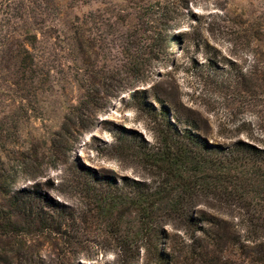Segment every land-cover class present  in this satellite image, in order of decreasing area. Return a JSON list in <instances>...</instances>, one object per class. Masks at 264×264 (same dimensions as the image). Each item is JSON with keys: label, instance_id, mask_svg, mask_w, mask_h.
Instances as JSON below:
<instances>
[{"label": "rangeland", "instance_id": "1", "mask_svg": "<svg viewBox=\"0 0 264 264\" xmlns=\"http://www.w3.org/2000/svg\"><path fill=\"white\" fill-rule=\"evenodd\" d=\"M52 1L57 27L38 38L28 102L0 93V210L15 192L36 190L70 217L56 230L0 238V252L11 264H264V177L248 164L246 186L198 191L193 203L180 194L189 227L171 209L180 195L165 153L167 127L215 150L264 152V0H173L168 47L153 56L148 83L110 95L82 89L70 24L121 1ZM118 51L103 53L111 70ZM136 184L138 202L128 187ZM146 206L150 235L140 231Z\"/></svg>", "mask_w": 264, "mask_h": 264}, {"label": "trees", "instance_id": "2", "mask_svg": "<svg viewBox=\"0 0 264 264\" xmlns=\"http://www.w3.org/2000/svg\"><path fill=\"white\" fill-rule=\"evenodd\" d=\"M120 1L116 5L98 3L89 11L75 16L74 23L70 24L76 60L80 62L83 77L88 82V86L83 83L82 89L87 92L92 86L110 95L114 91L134 89L138 84L146 85L153 56L163 46L168 47L162 32L167 30L173 19V0ZM58 11L52 0H3L0 4V72H6L5 77L9 78L0 84V93L19 94L20 104L28 102L32 83H28L27 78L35 74L34 68L39 67L38 51L42 42L38 38L57 27ZM111 46L120 49V56L117 55L119 64L112 70L103 61V53ZM166 133L170 147L165 153L173 166L170 176L175 181L174 190L179 195L186 192L192 203L198 191L218 194L222 193L221 189L246 186L242 183L245 178L242 170L248 164L254 174L264 177V152L243 143H236L225 151L215 150L205 141L200 145L190 131L184 130L179 135V132L170 133L167 127ZM181 153L192 155L194 162L185 160L183 157L186 156ZM181 166H187L186 172L180 171ZM88 182L95 184L90 179ZM97 186L103 189L110 187L107 182ZM128 187L134 189L132 193L137 202L142 199L143 192L137 184ZM114 190L118 191V188ZM181 195L172 199L171 209L176 217L185 219L189 227H196L195 219L185 212ZM8 207L6 211L0 210V238H18L33 228L56 230L70 217L62 208L45 201L36 190L15 192L10 196ZM141 211L140 231L150 235L154 211L151 212L147 206ZM0 264H11V258L0 252Z\"/></svg>", "mask_w": 264, "mask_h": 264}]
</instances>
